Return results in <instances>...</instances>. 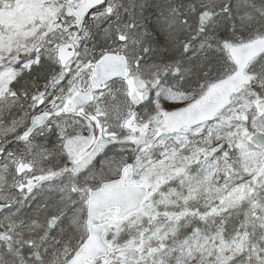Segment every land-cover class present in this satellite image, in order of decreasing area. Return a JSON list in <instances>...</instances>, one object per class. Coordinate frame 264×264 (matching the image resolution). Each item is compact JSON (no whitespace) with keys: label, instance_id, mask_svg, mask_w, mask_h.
Returning <instances> with one entry per match:
<instances>
[{"label":"snow or ice","instance_id":"1","mask_svg":"<svg viewBox=\"0 0 264 264\" xmlns=\"http://www.w3.org/2000/svg\"><path fill=\"white\" fill-rule=\"evenodd\" d=\"M0 264H264V0H0Z\"/></svg>","mask_w":264,"mask_h":264}]
</instances>
